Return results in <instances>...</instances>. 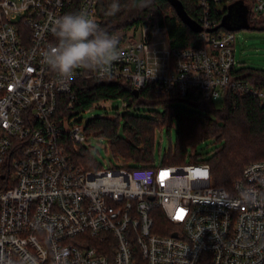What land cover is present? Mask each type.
<instances>
[{"label":"built area","instance_id":"built-area-1","mask_svg":"<svg viewBox=\"0 0 264 264\" xmlns=\"http://www.w3.org/2000/svg\"><path fill=\"white\" fill-rule=\"evenodd\" d=\"M72 1L0 0V264H264V161L231 191L212 184L205 162L86 169L76 160L84 126L55 115L58 98L71 109L73 85L90 78L213 102L251 95L264 105V86L235 73L236 36L212 9L226 16L241 2L250 20L264 17V0H198L199 47L172 49L157 20L135 25L113 35L118 59L106 74L81 68L68 80L44 54L58 44L52 21ZM98 6L81 0L76 14L101 28ZM119 101L107 117L129 108Z\"/></svg>","mask_w":264,"mask_h":264},{"label":"trees","instance_id":"trees-1","mask_svg":"<svg viewBox=\"0 0 264 264\" xmlns=\"http://www.w3.org/2000/svg\"><path fill=\"white\" fill-rule=\"evenodd\" d=\"M179 1L197 22L198 0ZM80 2L73 0L66 7L64 15L76 14ZM113 2L120 7L119 11L110 15L108 13ZM212 9L221 26L225 16ZM98 14L101 28L111 36L128 31L135 25L157 20L167 27L172 49L200 45L198 33L182 22L168 0H99ZM235 73L256 86H264L262 69H236ZM73 86L75 101L71 109L65 95L58 98L55 115L60 121L65 116L86 112L100 101L123 99L128 102L129 108L120 117L92 118L84 127L87 134L94 132L108 139L113 156L124 157L133 163L131 166L126 164L128 168L151 167L158 141L156 133L164 128L170 131L173 126L176 127L177 142L174 148L166 152L167 165H179L189 150L192 151L193 147L196 149L207 140L222 142L221 147L216 148L213 156L205 162L211 167V180L216 187L231 191L233 183L242 176L247 166L252 162L264 161V105L254 96L240 97L226 93L217 107L216 102L193 96L182 97L173 93L158 96L150 84L136 95L131 84L123 80L100 81L90 78L78 80ZM144 107H161L163 112L146 116L140 112ZM194 156L198 158L196 152L192 158ZM76 157L77 163L86 169L99 168L91 163L85 146H81Z\"/></svg>","mask_w":264,"mask_h":264},{"label":"rangeland","instance_id":"rangeland-1","mask_svg":"<svg viewBox=\"0 0 264 264\" xmlns=\"http://www.w3.org/2000/svg\"><path fill=\"white\" fill-rule=\"evenodd\" d=\"M235 41V65L238 70L252 68L256 70H264V17L253 16L251 19H247L242 22L241 28L234 30ZM220 102H216V106H220ZM105 106V109L103 108ZM122 107V101H111L97 102L91 107L90 110L77 114L70 121L72 123H80L82 126L96 117H106V115L118 114V109ZM134 113L133 110L130 111ZM141 114L149 116L153 112H163L161 107H144L141 108ZM121 115L125 112L120 111ZM88 141L85 147L88 149V156L91 158L93 166L107 169L109 166H121L122 164L133 165L128 162L124 157L113 156L110 148L108 139L103 136H98L92 132L88 134ZM176 127L173 126L170 131L164 128L162 131L156 133L157 145L153 151L154 160L152 161L153 166H160L165 164L166 152L172 147L174 148L177 142ZM222 142L218 143L214 140H207L202 144L198 145L192 151H188L187 155L183 159L181 164H194L197 162H206L215 153V149L221 147ZM196 152L197 157L192 158V154ZM197 158V159H196ZM128 162V163H127ZM94 170V169H93ZM11 184V183H10ZM3 185H6L3 183ZM12 185V184H11ZM10 185V186H11Z\"/></svg>","mask_w":264,"mask_h":264},{"label":"clouds","instance_id":"clouds-1","mask_svg":"<svg viewBox=\"0 0 264 264\" xmlns=\"http://www.w3.org/2000/svg\"><path fill=\"white\" fill-rule=\"evenodd\" d=\"M119 7L113 2L108 14L114 15ZM52 32L58 44L45 52L44 59L53 71L68 80L81 68L100 70L104 75L118 59V38L101 29L85 13H69L54 19Z\"/></svg>","mask_w":264,"mask_h":264},{"label":"water","instance_id":"water-1","mask_svg":"<svg viewBox=\"0 0 264 264\" xmlns=\"http://www.w3.org/2000/svg\"><path fill=\"white\" fill-rule=\"evenodd\" d=\"M174 10H176L179 18L184 24L189 26L195 33H201L203 27L193 20L190 15L184 10L182 3L179 0H168ZM248 11L246 7H243L242 3H235L230 6L229 13L223 18L222 24L220 27L226 28L228 30L239 29L241 28L242 22L247 20ZM219 27L212 30L216 31ZM134 93L138 95L139 91L134 90ZM3 178V176H2Z\"/></svg>","mask_w":264,"mask_h":264},{"label":"flooded vegetation","instance_id":"flooded-vegetation-1","mask_svg":"<svg viewBox=\"0 0 264 264\" xmlns=\"http://www.w3.org/2000/svg\"><path fill=\"white\" fill-rule=\"evenodd\" d=\"M229 13V12H228Z\"/></svg>","mask_w":264,"mask_h":264}]
</instances>
